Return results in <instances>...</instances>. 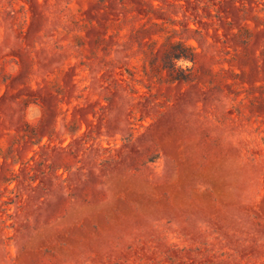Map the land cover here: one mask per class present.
<instances>
[{
  "label": "rangeland",
  "instance_id": "374dc122",
  "mask_svg": "<svg viewBox=\"0 0 264 264\" xmlns=\"http://www.w3.org/2000/svg\"><path fill=\"white\" fill-rule=\"evenodd\" d=\"M0 264H264V0H0Z\"/></svg>",
  "mask_w": 264,
  "mask_h": 264
},
{
  "label": "trees",
  "instance_id": "16d2710c",
  "mask_svg": "<svg viewBox=\"0 0 264 264\" xmlns=\"http://www.w3.org/2000/svg\"><path fill=\"white\" fill-rule=\"evenodd\" d=\"M181 55L179 54V57H180Z\"/></svg>",
  "mask_w": 264,
  "mask_h": 264
}]
</instances>
